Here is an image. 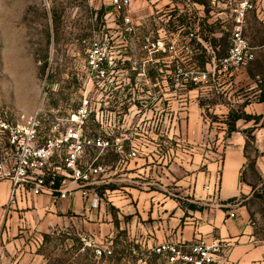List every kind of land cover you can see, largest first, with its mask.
I'll return each instance as SVG.
<instances>
[{
    "label": "rangeland",
    "instance_id": "rangeland-1",
    "mask_svg": "<svg viewBox=\"0 0 264 264\" xmlns=\"http://www.w3.org/2000/svg\"><path fill=\"white\" fill-rule=\"evenodd\" d=\"M176 3L187 11L179 12L177 6L167 8ZM191 7V0H132L131 6L121 11L113 9L109 0H0V115L4 111L38 114L73 126L76 122L71 117L86 108L83 134L87 137L108 139L112 132L120 135L149 129L154 142L134 158L139 164L146 160L150 168L139 172L141 177L135 176L133 180L137 182L133 184L180 194L174 185L177 175L186 183L181 194L185 217L188 210L193 211L191 205H196L197 210L205 208L187 189L192 187L195 174L192 145L176 138L182 139L188 132L185 121L191 110L182 107L189 106L190 101L198 100L204 106L227 101L224 94L217 93L224 80H218L217 73L227 70L213 58L199 88L189 91L185 86L204 71L192 60L200 50L191 41ZM218 9H225V14L217 15L214 29H210L215 38L208 40L219 39L222 50L230 46L235 17L230 16L227 6L220 5ZM181 18L187 19L189 25L182 28ZM252 21L250 37L254 43L262 44L264 23ZM160 38L166 43V52L153 45ZM171 44L175 49L170 51ZM205 46L206 57L215 54L211 43ZM245 66L258 76L264 90V47ZM251 94L241 88L232 94V99ZM212 108H205L204 114L217 128L223 119ZM47 133L46 129L43 135ZM248 148L251 155L257 153L255 143ZM179 149L184 151L179 153ZM97 155L98 151L90 148L84 160ZM101 159L110 165L119 157L108 151L100 155ZM125 161L129 160L118 165L119 174L127 172ZM250 174L258 180L251 169ZM249 203L255 240L261 243L264 200L253 196ZM86 225L85 221L82 224L73 219L46 230L25 228L5 234L9 225L2 222L0 264H166L155 250L164 241L148 246L137 233L127 229L96 239L89 236ZM191 244H187V252ZM97 249L103 253L99 255ZM214 264L244 263L232 261L224 253ZM248 264H264V258Z\"/></svg>",
    "mask_w": 264,
    "mask_h": 264
},
{
    "label": "crops",
    "instance_id": "crops-1",
    "mask_svg": "<svg viewBox=\"0 0 264 264\" xmlns=\"http://www.w3.org/2000/svg\"><path fill=\"white\" fill-rule=\"evenodd\" d=\"M163 1L160 0V3ZM237 1L239 0H191L195 39L203 45L209 44L208 38H215L210 29H214L217 15L225 14V9L221 11L217 8L220 5L224 8L227 6L230 16L235 17L233 8ZM251 1L257 3L259 0ZM176 6L179 12L187 11L179 3L167 5V8ZM253 19L264 23V11L260 8L249 10L244 22V35L255 48L256 57L257 50L264 47V42L256 44L250 37L249 29ZM257 77L246 66L223 73L220 71L217 79L224 80L219 84L217 93L224 94L228 98L226 102L216 101L204 106L198 100H192L189 106L182 107L191 110L185 121L188 132L184 138L176 140H186L192 145L190 152L195 164L192 187L187 189L191 195L194 194L197 203L204 204L205 208L188 210L189 215L185 217L181 194L185 191L186 183L184 178H178L177 175L174 176V185L180 194H167L152 187L135 186L133 182L137 181L133 178L140 176L139 172L149 170L150 165L146 160L143 164L136 163L137 158L132 157L131 152L143 154L141 150H147L146 147L155 139L146 128H143L142 133L128 131L119 135L112 132L107 137L112 145L103 150L96 149L97 162L102 165L103 171L92 184L83 188L70 183L66 199L41 194L18 196L14 202H10V183L0 180V223L9 225L5 234L25 228L46 230L79 219L80 223L85 221L87 224L89 236L96 239L125 229L129 233H137L148 246H152L153 242L166 240L190 245L203 236L221 240L226 245V255L232 261L248 264L263 259L264 240L261 243L255 240L253 211L249 203L254 192L264 184V101L258 99L263 89L259 86ZM208 87L211 89L210 85ZM241 88L252 91L251 96H234L232 99V94ZM201 90H204L203 86ZM212 106L223 119L217 128L204 114L205 108L211 110ZM230 113L260 116V119L256 123L254 119L240 118L235 122L236 130L229 133L227 123ZM249 128H254L252 135L255 141L250 142L255 143L257 149L254 155L249 151L245 133ZM211 144L216 147L212 148ZM180 150L179 153L184 151ZM108 151L114 152L119 160L110 165L100 160V155ZM144 154L149 155L146 152ZM151 154L155 155L153 151ZM124 159L129 160L125 161L128 164L127 172L119 174L118 165ZM250 169L257 174L258 180L253 179ZM216 184L218 190L213 193L212 188ZM207 185L210 186L209 190L205 188ZM83 192L98 194L99 203L96 208L90 206ZM233 198L236 200L229 202Z\"/></svg>",
    "mask_w": 264,
    "mask_h": 264
},
{
    "label": "built area",
    "instance_id": "built-area-1",
    "mask_svg": "<svg viewBox=\"0 0 264 264\" xmlns=\"http://www.w3.org/2000/svg\"><path fill=\"white\" fill-rule=\"evenodd\" d=\"M116 11L128 9L132 0H109ZM260 8L264 11V0L253 3L251 0H239L233 11L235 26L227 54L219 59L224 70L237 69L255 59V48L244 35V22L249 10ZM193 36V34H191ZM163 52L167 51L163 39L153 43ZM175 49L174 44L169 50ZM215 60V59H214ZM208 76L206 71L192 77L195 83ZM88 111L79 110L71 117L75 125H63L59 120H50L38 114L14 115L4 111L0 115V180L10 183V202L18 196L49 194L66 199L70 183L79 188L92 184L103 171L98 157L85 161L88 149H106L112 144L102 137L90 138L83 134ZM48 133L43 135L44 130ZM136 156V151L131 152ZM65 185V186H64ZM209 190L210 186L205 187ZM215 193L217 184L212 188ZM92 208L99 203L97 193L83 192ZM186 243L166 240L156 247V252L164 257L166 264H214L226 252V245L215 238L198 237L191 244L189 252ZM101 255L103 250L97 249ZM111 251H109L110 253Z\"/></svg>",
    "mask_w": 264,
    "mask_h": 264
},
{
    "label": "trees",
    "instance_id": "trees-1",
    "mask_svg": "<svg viewBox=\"0 0 264 264\" xmlns=\"http://www.w3.org/2000/svg\"><path fill=\"white\" fill-rule=\"evenodd\" d=\"M180 20H181L180 26L182 28H184L185 26L189 25V22H186L187 19L181 18ZM191 34H193V38L191 40L192 43L196 44V48L198 50H200V53L198 55L192 57V60H193V62L195 64H197V66H199V68H201L204 71H206L207 65L212 62L213 58L216 61H219V59L224 57L227 54L228 50H229V47H230L229 45L228 46L226 45L221 50L220 48L222 47V44L220 43L219 39H213V40H211L210 43L212 45V48L214 49L215 54L214 55H209V57H206L207 48L201 42L196 41V39H195L196 37H195V33L194 32H191ZM172 83H173V81H172ZM184 84H185V86L187 87V89L189 91L194 89V88H196L198 86L197 83H195L194 81H191V80H190V82H187V83H184ZM258 99H259V101H264V90H262V93H261V95H260V97ZM240 118H244L246 120L254 119L256 121V123H258L259 119H260V116H252V115H247V114L230 113L229 121L227 123L228 124V132L229 133L236 130L235 122L238 119H240ZM262 126H264V123H263ZM253 130H254V128H249V129L245 130V133H246V136H247V142L249 144H250V142H254L255 141V138L252 135ZM250 164L253 165V162H251ZM253 196L264 200V184L262 185V187L258 191L254 192ZM235 200L236 199L233 198V199H230L229 202H234ZM190 207L193 210H197L198 209V207L196 205H191Z\"/></svg>",
    "mask_w": 264,
    "mask_h": 264
}]
</instances>
